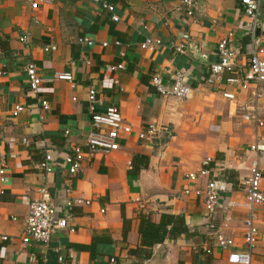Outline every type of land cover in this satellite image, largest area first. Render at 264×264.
I'll list each match as a JSON object with an SVG mask.
<instances>
[{
	"label": "crops",
	"instance_id": "obj_1",
	"mask_svg": "<svg viewBox=\"0 0 264 264\" xmlns=\"http://www.w3.org/2000/svg\"><path fill=\"white\" fill-rule=\"evenodd\" d=\"M110 1L119 21L98 0H56L38 9L24 0H0V168L8 167L6 181H0V264H232L229 253L247 248L243 182L255 159L264 170V150L250 148L255 142L264 145V126L240 113L255 103L262 110L264 96L257 102L252 88L228 82L231 73L215 84L201 78L218 59L216 45L229 32L235 33L231 46L239 76L247 68L256 44L240 0H196L193 15L181 0ZM84 36L95 44L79 43ZM148 38L159 39L160 45L141 48ZM256 43L264 45V0ZM180 44L185 53L176 49ZM30 61L44 80L38 93L27 83ZM120 62L124 69L110 70ZM179 70H188L190 95L161 96L151 77L169 78ZM59 72H70L73 80H53ZM91 88L98 91L95 111L117 106L134 131L110 154L85 153L78 171L71 173L67 156L77 145L87 150L93 130L87 99ZM42 100L49 102L48 111ZM18 103L26 109L14 116ZM150 124L158 125L159 133L140 138L138 132ZM47 154L51 170L39 166ZM207 157L212 158L209 179L222 186L213 213L204 196L183 193L193 185L186 174L198 171ZM206 181L197 183L203 187ZM261 187L264 191V178ZM40 188L49 191L58 214L73 202L75 231L59 228L49 243H24L29 201L41 196ZM122 208L132 221L127 240ZM142 212L155 222L165 212L182 215L189 233L153 245L151 257L140 260L129 249L140 245ZM212 221L234 240L232 245L224 249L217 244ZM256 224L260 233L252 264H264V204L257 208ZM94 237L112 240L95 243L94 253L79 247Z\"/></svg>",
	"mask_w": 264,
	"mask_h": 264
},
{
	"label": "built area",
	"instance_id": "obj_2",
	"mask_svg": "<svg viewBox=\"0 0 264 264\" xmlns=\"http://www.w3.org/2000/svg\"><path fill=\"white\" fill-rule=\"evenodd\" d=\"M27 1L32 9H38L42 4H52L56 0H24ZM101 5L112 13L111 19L113 21H119L120 16L116 13V6L110 0H98ZM263 0H240L242 11L248 18L246 21V27L248 33L251 36L252 42L256 44L255 49L251 52L249 58V64L247 68L239 76L238 64H237V52L231 46L234 39V32H229L219 42L217 47L218 59L209 65L207 74L201 78L209 84H215L221 79L225 73H231L232 75L227 78L228 82L241 84L244 88H252V95L258 102L260 97L264 96V45H260L257 42V28L259 26V15ZM181 4L185 12L189 15H193L196 10V0H181ZM27 36L21 38L26 40ZM78 42L88 46H93L95 41L88 36L78 38ZM119 44V42H116ZM103 46H107L108 42H103ZM157 45H160L159 39L148 38L141 44V48L154 50ZM53 45L51 48H55ZM177 50L185 53L186 47L184 44L176 46ZM49 49V48H48ZM125 68L124 62H120L117 65L110 67V70H122ZM27 83L31 91L38 93L43 83V78L40 74V70L34 61H30L26 65ZM237 74V75H235ZM188 70H179L175 72L169 78L156 73L154 74L150 82L155 87L156 91L163 97H177L186 98L190 95L193 86L189 82ZM73 80V75L70 72H59L53 75V80ZM98 91L95 88H91L88 91V98L90 101V114L93 130L90 136L87 138L85 150L81 145L73 147L72 153L67 158V164L69 165V171L76 173L81 165V160L85 153L93 156L97 153L110 154L113 151L119 149V140L126 135L131 134L134 131V125L128 122L120 109L111 105L108 106L105 112L99 113L95 111L96 102L98 101ZM223 96L230 99H234L235 96L231 92H224ZM41 105L44 111L50 109V104L46 100L41 101ZM251 108V109H249ZM243 109L240 116L244 120L253 121L257 127L264 126V108L261 110L258 103L253 106ZM26 109V105L22 103L16 104L11 114L14 116L19 115ZM42 118L44 115L41 116ZM160 131V127L156 124H150L147 129H142L138 132V136L142 139H148L155 137ZM69 129L65 130L68 134ZM250 148L255 151L264 150V145L255 142L250 144ZM87 151V152H86ZM51 154H47L45 159L40 162V168L44 170H51L50 160ZM212 158L207 157L202 161L201 168L195 172H189L186 174V178L193 183L192 186H186L183 188V193L193 194L195 196H204L205 205L209 212L213 213L217 208L221 198L222 186L215 179H209L211 174ZM8 167L2 166L0 168V181L5 182L7 179ZM207 178L206 184L202 187L197 182L201 179ZM264 178V170L261 167L259 158L252 162L249 176L244 180V195L245 206L247 208V217L244 221V240L247 248L240 251L230 252L228 261L232 264H252L253 248L259 241V228L256 224L257 208L264 204V194L261 187L262 180ZM41 196L29 201V212L26 216V226L23 237V242L28 243L30 240H37L44 243H49L52 239L53 233L56 229H70L75 231L74 226L71 224L70 212L73 206V202H68L65 205V209L61 214H58V208L53 201L49 191L46 188H40ZM83 202V200H79ZM89 203V200H85ZM234 202H229V205H234ZM105 211V210H103ZM210 228L215 232V240L222 248H227L232 245L234 240L225 236L221 227H216L213 221L209 224ZM217 229V230H216ZM6 239V237H4ZM63 261V257L59 258Z\"/></svg>",
	"mask_w": 264,
	"mask_h": 264
},
{
	"label": "trees",
	"instance_id": "obj_3",
	"mask_svg": "<svg viewBox=\"0 0 264 264\" xmlns=\"http://www.w3.org/2000/svg\"><path fill=\"white\" fill-rule=\"evenodd\" d=\"M123 217V238L127 240L128 233L131 229L132 221L129 219L122 208ZM140 245L136 248L129 249L131 254H135L140 260L150 258L152 255V247L155 244L163 242L166 238H175L181 233H189L186 220L182 215L172 213H163L158 222L152 220L151 216L146 213L140 214ZM111 238L94 237L92 242L79 246L82 249H89L92 253L95 250V243L101 241H111ZM180 264H183L180 262Z\"/></svg>",
	"mask_w": 264,
	"mask_h": 264
}]
</instances>
